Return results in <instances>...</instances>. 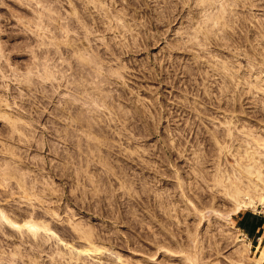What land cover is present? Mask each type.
Here are the masks:
<instances>
[{"label":"rangeland","instance_id":"374dc122","mask_svg":"<svg viewBox=\"0 0 264 264\" xmlns=\"http://www.w3.org/2000/svg\"><path fill=\"white\" fill-rule=\"evenodd\" d=\"M0 170V264H257L264 0H0Z\"/></svg>","mask_w":264,"mask_h":264},{"label":"bare ground","instance_id":"6f19581e","mask_svg":"<svg viewBox=\"0 0 264 264\" xmlns=\"http://www.w3.org/2000/svg\"><path fill=\"white\" fill-rule=\"evenodd\" d=\"M220 18V17H218ZM218 21V19H217ZM65 44V43H64ZM76 50V49H75ZM74 51V50H73ZM86 51V50H85ZM82 54V53H81ZM81 55L78 54V57H80ZM82 60H80L81 62L86 59H84V56H82ZM79 59V58H78ZM81 59V58H80ZM88 60V59H87ZM86 62H82V63H87ZM96 61V60H95ZM89 62V60H88ZM91 62H89L90 64ZM88 64V63H87ZM86 64V65H87ZM80 65H84L81 64ZM91 65V64H90ZM85 66V65H84ZM82 68L84 70L85 67L82 66ZM82 68H80L82 70ZM89 70V69H88ZM91 70V69H90ZM54 72V71H53ZM52 72V73H53ZM94 74V73H93ZM49 75V74H48ZM92 75V74H91ZM49 78V77H48ZM97 99V98H96ZM95 100V98H94ZM93 100V101H94ZM79 101V100H78ZM101 101V100H100ZM105 102V101H104ZM87 118V117H86ZM82 120V119H81ZM92 120V119H91ZM90 120V121H91ZM10 121V120H8ZM12 121V120H11ZM92 122V121H91ZM17 123V121H16ZM15 123V124H16ZM85 124V123H84ZM87 124V123H86ZM94 124V123H93ZM14 125V124H13ZM19 124H16L15 126L18 128ZM91 125V124H90ZM98 125V124H97ZM96 125V126H97ZM20 126V125H19ZM91 127V126H90ZM21 128V127H20ZM12 130V129H11ZM13 130H17V129H13ZM20 130V129H19ZM9 165V164H6ZM12 165V164H11ZM5 167V165H4ZM7 167V166H6ZM12 167L7 168L6 170L10 169V172H4V175L6 176H10L12 178L13 175H15L17 172H14L11 170ZM1 171V170H0ZM248 173L251 174V171L249 169H247ZM1 176V175H0ZM16 176V175H15ZM8 178V177H7ZM245 178H250L249 175L247 173H241V175L237 176V178H235L234 180L231 181V183L229 185L225 186L226 189V196L229 197V200L231 203H233L235 206H238V208H252V209H259L260 205H264V194H259L258 190L254 189L251 185H248L245 183L244 179ZM19 179V178H18ZM21 179V178H20ZM102 179V178H101ZM100 179V180H101ZM10 180V179H9ZM25 180V179H24ZM251 180V179H249ZM8 182V179L7 181ZM3 184V183H2ZM23 187V186H22ZM30 187V186H29ZM27 188V187H26ZM254 191V192H253ZM108 193V192H107ZM30 194V193H29ZM112 199V198H111ZM225 200V199H224ZM160 201V200H159ZM226 202V201H225ZM260 203V204H259ZM15 215V214H14ZM12 216H10V214H8L4 209L0 208V221L2 220L3 223L9 224L11 227L19 230L20 232L24 233V234H31L34 238L36 239H40V237L42 238L43 236L40 235V232H46V231H50V229L48 228V225H45L44 223H40L37 222L33 216H29L30 219L28 220H24L23 224H19L17 222H15L12 218ZM36 218V217H35ZM17 220V219H16ZM2 225V224H1ZM83 228V226H81ZM80 227V229L76 226H74L75 230L78 233H81V238L82 236L85 237L84 239H88L90 238V235L92 233H89L90 231L92 232L91 228L89 229L90 231H85ZM85 229V228H84ZM29 235V236H31ZM93 237V235H91V238ZM31 238V237H30ZM262 239L260 240V244L258 246H256L255 251H253L252 253L254 255H256L257 257V264H261L262 261L264 260V238L261 237ZM192 240V239H191ZM243 241L242 239L239 240V242ZM250 247V246H248ZM249 249V248H248Z\"/></svg>","mask_w":264,"mask_h":264},{"label":"crops","instance_id":"0c3cea01","mask_svg":"<svg viewBox=\"0 0 264 264\" xmlns=\"http://www.w3.org/2000/svg\"><path fill=\"white\" fill-rule=\"evenodd\" d=\"M237 224L245 236L251 239L252 242L258 243V246L261 237L264 238V207H260L257 211L247 210L239 213ZM261 264H264V260Z\"/></svg>","mask_w":264,"mask_h":264}]
</instances>
